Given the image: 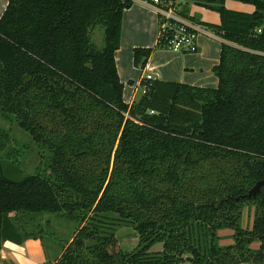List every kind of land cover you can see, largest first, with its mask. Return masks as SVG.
<instances>
[{
    "label": "trees",
    "instance_id": "1",
    "mask_svg": "<svg viewBox=\"0 0 264 264\" xmlns=\"http://www.w3.org/2000/svg\"><path fill=\"white\" fill-rule=\"evenodd\" d=\"M182 1L183 16L223 39L217 87L141 77L150 90L126 102L115 54L133 0H9L0 115L29 132L40 162L10 178L1 153L17 164L27 146L0 126V252L7 241H44L37 217L54 214L78 229L45 264H264V186L248 196L264 179V0H237L253 12ZM191 4L220 23L191 16ZM156 48L162 39L135 47V66L144 69ZM244 205L255 207L250 228L241 226ZM115 225L133 227L136 249L119 247ZM223 228L233 244H218ZM156 243L161 250H151Z\"/></svg>",
    "mask_w": 264,
    "mask_h": 264
},
{
    "label": "crops",
    "instance_id": "2",
    "mask_svg": "<svg viewBox=\"0 0 264 264\" xmlns=\"http://www.w3.org/2000/svg\"><path fill=\"white\" fill-rule=\"evenodd\" d=\"M9 0H0V16ZM230 9L253 12L252 4L227 0ZM190 15L204 23L219 24L220 15L200 6H192ZM210 32V26L203 24ZM159 36V22L156 11L145 0H133L126 9L122 23L120 48L116 51V62L121 80L124 82V99L132 102L141 96V77L149 72L155 79L178 81L195 86L217 87L218 77L213 67L220 60L221 42L208 34H200L196 52H174L156 48L144 69L134 64L135 47H155ZM232 241V238L231 240ZM233 244L229 242L227 245ZM46 257L40 240L28 239L24 246L7 241L0 252V264H45ZM245 264V263H243Z\"/></svg>",
    "mask_w": 264,
    "mask_h": 264
},
{
    "label": "rangeland",
    "instance_id": "3",
    "mask_svg": "<svg viewBox=\"0 0 264 264\" xmlns=\"http://www.w3.org/2000/svg\"><path fill=\"white\" fill-rule=\"evenodd\" d=\"M192 6L194 7L198 5L191 4L190 7ZM92 36H93L94 42L97 44L99 48H101L104 44L103 27L97 26ZM163 49L164 48H162V50ZM139 90L140 91L142 90L141 87H139ZM0 126L10 131L11 136L15 139L16 143H18V146L20 149L23 145L27 146L23 148V153L25 155L23 156V158L20 159V162L17 164L13 163L11 159L9 158L7 159L6 156L1 153L2 164L5 169L6 174L12 179H16V180L23 179L28 174L33 173L36 170L37 166L39 165L40 156L36 148V145L32 141V138L29 132L21 128L16 121H10L8 119L3 118L0 115ZM25 149L26 151L24 152ZM19 153L22 154V151H20ZM254 213H255L254 206L252 205L243 206V214L241 218V226L243 228L252 227L253 220H254ZM37 219L40 222L38 226L41 227V229L45 233L43 235L44 241L40 239H37V240H40L42 244V248L44 250L46 259L50 261H54L61 252V248L58 244L60 242L70 243L73 240L75 233L78 229V224L72 221L66 220L64 218H61L59 216H56L54 214H43L42 216L37 217ZM135 232L136 231L131 226L115 225V233H116V237L119 242V247L121 249L127 250V251H133L134 249L137 248V246L139 245V235L136 232V236H134ZM233 233L234 231L230 228H223L219 230L218 239H217L218 244L220 246H226L229 242L234 243ZM231 238H232V241H230ZM259 244H260L259 242H255L252 244V247L254 249H258ZM161 249H162L161 243H156L151 248V250L153 251H159ZM181 264H191V262L185 260Z\"/></svg>",
    "mask_w": 264,
    "mask_h": 264
},
{
    "label": "built area",
    "instance_id": "4",
    "mask_svg": "<svg viewBox=\"0 0 264 264\" xmlns=\"http://www.w3.org/2000/svg\"><path fill=\"white\" fill-rule=\"evenodd\" d=\"M158 15L159 36L158 40L163 41L164 48L174 52H196L198 50V38L200 34H208L212 38L223 41L214 28L210 32L206 26L183 16L180 12L182 0H145ZM146 82L154 80L149 72L143 73ZM142 86V85H141ZM150 86H142V92L146 93Z\"/></svg>",
    "mask_w": 264,
    "mask_h": 264
},
{
    "label": "water",
    "instance_id": "5",
    "mask_svg": "<svg viewBox=\"0 0 264 264\" xmlns=\"http://www.w3.org/2000/svg\"><path fill=\"white\" fill-rule=\"evenodd\" d=\"M264 186V179L259 180L253 187L252 189L249 191L248 196H252V195H256L257 193H259L262 189V187ZM134 236H136V232L134 233Z\"/></svg>",
    "mask_w": 264,
    "mask_h": 264
}]
</instances>
